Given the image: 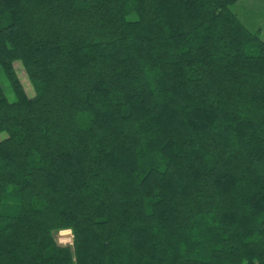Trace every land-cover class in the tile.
Instances as JSON below:
<instances>
[{"label":"trees","instance_id":"1","mask_svg":"<svg viewBox=\"0 0 264 264\" xmlns=\"http://www.w3.org/2000/svg\"><path fill=\"white\" fill-rule=\"evenodd\" d=\"M238 1L0 0V264H264V42Z\"/></svg>","mask_w":264,"mask_h":264},{"label":"crops","instance_id":"2","mask_svg":"<svg viewBox=\"0 0 264 264\" xmlns=\"http://www.w3.org/2000/svg\"><path fill=\"white\" fill-rule=\"evenodd\" d=\"M233 9L239 17L241 15V20L248 29L259 32L264 42V0H239ZM243 16L246 21H243Z\"/></svg>","mask_w":264,"mask_h":264},{"label":"rangeland","instance_id":"3","mask_svg":"<svg viewBox=\"0 0 264 264\" xmlns=\"http://www.w3.org/2000/svg\"><path fill=\"white\" fill-rule=\"evenodd\" d=\"M235 4H234V6H235ZM234 6H233V8H234ZM234 12H236V11H234ZM239 18H240V20L242 19L241 15H240ZM243 21H246V18L244 16H243ZM251 28H253V27L251 26ZM14 65H15L16 71H17V73L19 75V78H20L21 82L23 83V85L25 87L26 92L29 95H34L35 94V90H34L33 84L31 83V81H30V79H29V77H28V75H27V73L25 71V68L23 67L22 63L20 61H16L14 63ZM0 85L4 88L5 92L9 95V97L11 95L10 98H12L13 95L10 94L11 90H10V86L8 84V81L1 74H0ZM6 136H7V133L5 131L1 132L0 133V140L4 139ZM56 238H57L58 242L63 244V245H71L73 243V234H72L71 229H63V230L58 231L56 233Z\"/></svg>","mask_w":264,"mask_h":264}]
</instances>
